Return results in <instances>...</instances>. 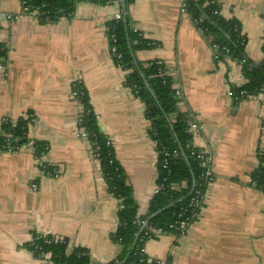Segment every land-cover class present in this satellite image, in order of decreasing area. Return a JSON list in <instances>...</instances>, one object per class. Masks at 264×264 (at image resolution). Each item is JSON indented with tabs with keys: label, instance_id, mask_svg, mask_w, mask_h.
<instances>
[{
	"label": "crops",
	"instance_id": "obj_1",
	"mask_svg": "<svg viewBox=\"0 0 264 264\" xmlns=\"http://www.w3.org/2000/svg\"><path fill=\"white\" fill-rule=\"evenodd\" d=\"M220 5L222 16L240 23L247 56L260 61L264 0ZM180 6L181 0H134L125 12L135 30L157 43L134 57L166 67L179 91V111L201 126L192 143L209 151L214 179L186 232L156 235L144 251L163 264H264V193L250 182L264 140V103L258 96L234 102L231 87L245 81L240 65L216 63L209 38ZM21 11L20 0H0V42L7 51L0 65V133L4 120L30 118L29 142L0 152V264H40L28 249L34 234L66 239L68 249L85 248L93 264L117 261L123 253L112 237L118 200L79 135L81 108L72 89L79 83L86 90L132 189L136 216H144L157 187V150L145 105L124 84L127 71L109 51L106 24L120 7L82 2L71 17L53 23ZM34 141L46 143L40 157ZM41 165L58 176L41 174Z\"/></svg>",
	"mask_w": 264,
	"mask_h": 264
},
{
	"label": "trees",
	"instance_id": "obj_2",
	"mask_svg": "<svg viewBox=\"0 0 264 264\" xmlns=\"http://www.w3.org/2000/svg\"><path fill=\"white\" fill-rule=\"evenodd\" d=\"M26 5L38 8L42 23H53L60 18L73 15L76 6L82 2L94 4L117 3L121 18L107 21V35L115 37V52L111 57L116 66L126 70L124 84L141 99L145 105V115L150 122L149 136L156 143L157 183H162L149 201L147 213L137 217V204L125 174L115 157L114 149L108 144V136L98 128L97 115L89 103L86 90L75 83L73 90L82 105L78 119L79 128L87 133L89 143L98 147V161L108 191L118 200L119 225L112 237L123 247L122 256L108 264H163L158 259L149 257L144 251L145 242L155 237V230L162 233H176L173 227L179 219L178 213L185 208L195 190L205 191L206 183L200 181L201 168L198 161L190 155L192 134L189 132L190 116L178 109L179 93L173 87L172 77L162 61L152 60L146 63L137 61L134 53L138 49L153 48L155 41L144 38L134 29L132 21L126 15V7L134 0H20ZM186 12L193 24L208 37L215 48V61L230 59L241 64L243 85L231 87V96L235 103L259 94L264 95V39L263 58L251 60L245 47L247 38L241 32L240 23L234 18H225L220 13V0H183ZM7 60V51L0 42V65ZM30 118H20L15 122L6 119L1 124L0 152L16 151L29 142L27 126ZM264 135V117L261 121ZM257 149V166L250 173V182L264 193V140ZM34 154L40 157L47 150L46 143L33 142ZM168 155H165V154ZM166 162V168L162 164ZM51 168L45 167L49 173ZM184 183V185H182ZM175 186L179 190H173ZM188 211L185 215H189ZM144 220L148 227L142 226ZM196 219L192 218L191 222ZM173 225V226H172ZM28 243V249L36 257L40 252L50 253L52 264H93L85 248L68 249L66 239H54L51 236L34 234ZM50 240V242H46Z\"/></svg>",
	"mask_w": 264,
	"mask_h": 264
},
{
	"label": "built area",
	"instance_id": "obj_3",
	"mask_svg": "<svg viewBox=\"0 0 264 264\" xmlns=\"http://www.w3.org/2000/svg\"><path fill=\"white\" fill-rule=\"evenodd\" d=\"M21 2V5H22V11L21 13L22 14H27V15H30V16H33L34 18L38 19V21L42 22L43 19L41 18V12L39 11L38 8H35L33 6H30V5H26L25 2ZM180 11L184 14H187L188 13L186 12V6H185V3L183 0H181V6H180ZM115 19H119L121 18V12H118L115 17ZM108 36V35H107ZM108 41H109V51H110V54H113L116 50L115 48V37L113 34L109 35L108 36ZM240 65V68H241V64ZM179 91L176 90V94H178ZM231 94V92H230ZM264 103V95L263 94H259L257 95ZM72 97L74 98V100L76 102H78V104H80V113H79V117L82 113V105L80 103V101L78 100L77 98V93L75 90L72 89ZM189 123V132H191L192 134V141H193V137L195 135L198 134V132L200 131V124L199 122H197L195 119L193 118H190V120L188 121ZM79 135L86 139H87V133L85 132V130L81 127L79 129ZM191 141V147H192V150L190 152V155L193 156V158H195L198 163H199V166L201 168V172L199 174V179L200 181H204L206 183V186L209 185L213 179H214V175H213V171H212V166H211V157H210V154H209V151L202 148V147H199V146H194L193 143ZM108 144H111L110 140L107 142ZM89 148H90V152H91V155L98 159V153H97V149L98 147L95 145V143H89ZM8 151H12V150H8ZM165 155H168L167 153ZM45 165H41L40 167V173L41 174H47L49 176H53V177H57L58 176V171L57 169H51V171L49 173L45 172ZM162 168H166V162H164L162 164ZM184 185V183L182 184ZM162 183H157V187H156V191L155 193L160 190L162 188ZM31 188L33 190L36 189V185L35 184H31ZM172 189L173 190H179L177 189L175 186H172ZM206 190V189H205ZM204 198H205V191H200V190H195L194 191V194L190 197L187 205L185 208H181L180 209V212L178 213V217L179 219L175 221V225L173 226L177 231L176 233L179 234V235H182L186 232V229L188 227V225L191 223L192 221V218H195L196 220L198 219V217L200 216V213H201V210H202V207H203V202H204ZM190 211L191 213L189 215H185L186 212ZM139 223L142 224V226H146V228L148 227V225L146 224V222L144 220H139ZM149 228V227H148ZM154 234L155 235H160L162 234V232L160 230H155L154 231ZM39 235H42V234H39ZM42 236H45V235H42ZM32 239H34V236L32 237ZM31 239V240H32ZM46 242H50V240H46ZM36 258L39 260V263L40 264H52L50 262V253L49 252H40L39 253V256H36Z\"/></svg>",
	"mask_w": 264,
	"mask_h": 264
}]
</instances>
